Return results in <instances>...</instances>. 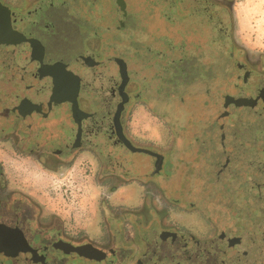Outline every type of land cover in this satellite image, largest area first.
<instances>
[{
    "label": "flooded vegetation",
    "instance_id": "flooded-vegetation-1",
    "mask_svg": "<svg viewBox=\"0 0 264 264\" xmlns=\"http://www.w3.org/2000/svg\"><path fill=\"white\" fill-rule=\"evenodd\" d=\"M102 8L101 0H0V152H12L53 173L88 154L96 163L92 178L104 194L98 233L93 238L72 233L22 189L11 186L0 157V236L14 249L19 247L18 252L0 250L1 258L14 264H264L263 57L252 58L235 42L229 43L224 72L234 82L232 93L223 96L219 116L230 112L231 123L238 124L233 135L228 133L235 137L234 144L221 140L222 156L209 157L199 149V129L218 117L209 104L189 110L178 88L179 69L160 91L166 96L174 91L178 97L166 102L167 139L163 153H156L161 156L158 172L148 176L154 165L141 173L122 171L111 164L116 153L101 115L108 99L118 102V73L119 82L121 78L115 59L123 60L115 52L123 38L108 34L128 32L133 23L127 8L116 9L111 23L120 19L121 26L103 27L106 23L94 17ZM134 60L140 61L136 56ZM125 65L128 100L120 124L132 99ZM141 69L148 80L149 68ZM56 80H75L69 90L70 96L77 92L79 115L64 100L50 101ZM233 99L248 102L235 104ZM133 102L151 110L143 100ZM248 109L255 110L250 125L243 123ZM127 176L144 198L133 210L118 207L114 212L106 195L126 184ZM22 241L33 254L21 250ZM59 241L71 245L72 255L51 250Z\"/></svg>",
    "mask_w": 264,
    "mask_h": 264
},
{
    "label": "rangeland",
    "instance_id": "rangeland-1",
    "mask_svg": "<svg viewBox=\"0 0 264 264\" xmlns=\"http://www.w3.org/2000/svg\"><path fill=\"white\" fill-rule=\"evenodd\" d=\"M101 1V13L94 17L98 22L110 23L117 12L115 0ZM124 3L133 28L128 32L111 31L108 34L110 38H123L115 52L123 58L121 60L127 64L131 76L128 94L132 99L121 117L124 136L133 147L163 153L168 129L163 120L166 102L178 96L174 91L169 96L160 91L167 78L179 75L181 70L178 88L183 91L189 110H203L209 104L215 107L214 117H218L217 122H207L199 129V149L206 151L209 157L222 156V149H219L221 140L225 145L234 144L235 137L228 133L233 135L238 124L231 123L234 114L230 112L223 118L219 116L223 96L232 93L234 82L224 72L225 65L229 63L223 59L224 54L229 43L235 42L252 58L262 56L264 60V0H124ZM133 41L138 43V47L132 44ZM110 53L114 52L110 50ZM134 56L141 62L136 64ZM140 66L149 68L148 80L143 79L142 73L146 74V71H141ZM113 67L108 69L109 73L114 72ZM117 83L118 102L108 99L101 115V123L108 128L116 153L111 164H118L120 170L130 173L149 171L153 165L154 170L155 161L150 154L130 151L115 134L112 119L121 101L119 73ZM169 83L172 87L173 82ZM137 100H143L154 111L133 102ZM254 112L248 109L243 113L247 119L243 123L251 122ZM5 153L0 152V157L4 159V170L11 186L22 189L44 212L57 216L70 232L84 233L90 238L98 233L104 205L100 204V198L104 194L92 178L91 171L96 166L92 156L82 154L67 169L53 173L12 152ZM125 179L128 181L126 184L106 195L109 208L114 212L119 208L133 210L144 198L141 188L131 182V177ZM105 217L110 219L109 215ZM0 264L14 262L0 256Z\"/></svg>",
    "mask_w": 264,
    "mask_h": 264
},
{
    "label": "water",
    "instance_id": "water-1",
    "mask_svg": "<svg viewBox=\"0 0 264 264\" xmlns=\"http://www.w3.org/2000/svg\"><path fill=\"white\" fill-rule=\"evenodd\" d=\"M115 4H116V9L118 11L124 10L125 9V3L124 0H115ZM120 18V16H118ZM120 19L118 20V22L116 24L113 23H106L103 25V27H107V28H118L121 26ZM119 23V24H118ZM116 64L119 66V72H120V78H121V83L119 86V95L121 98V101L119 102V104L117 105V109L113 115V126H114V130H115V134L117 136V138L120 140V142L126 147L128 148L130 151L132 152H145L147 154H150L151 156H155L156 157V162H155V169L153 170V172L151 174L157 173L159 168H160V162H161V156L144 150V149H140V148H136L133 147V145L130 143V141H128V139L124 136L123 134V130H122V126L120 124V120H119V115L120 112L122 110L123 105L127 102L128 97L127 95L124 93V87L126 86L127 82H128V75L126 72V65L125 63L121 60V59H115ZM66 75V74H65ZM73 77V76H72ZM76 80V78H75ZM71 81V82H75ZM71 82H67V81H61V80H56L53 81V96L52 99L50 101H60L62 102L63 100L66 102L67 107L73 112L74 115H79V112L77 110V107L74 103V95H76L77 92L72 93L70 96V88H71V84L75 83H71ZM71 83V84H70ZM73 91V90H72ZM75 91V89H74ZM233 102L235 104H240V103H247L248 100L246 99H233ZM0 250L2 252H7L9 253V251H16L18 252L19 247L17 249H14V247H12L10 245V243H8L5 239H3V235L0 236ZM21 246L23 249L21 250H26L28 252H34L27 243H25L24 241H22ZM51 250H53L54 253H58V254H62V255H72V247L70 244L64 243V242H57L55 244H53L51 246ZM14 251V252H15ZM33 254V253H32ZM11 255V254H10ZM19 258V257H18ZM33 258V257H32ZM27 259H29V256H27ZM34 259V258H33ZM27 262L29 260H26Z\"/></svg>",
    "mask_w": 264,
    "mask_h": 264
},
{
    "label": "trees",
    "instance_id": "trees-1",
    "mask_svg": "<svg viewBox=\"0 0 264 264\" xmlns=\"http://www.w3.org/2000/svg\"><path fill=\"white\" fill-rule=\"evenodd\" d=\"M223 59L226 60V61L229 60L228 57H227V53L224 54V58H223ZM226 67H228L227 64L225 65V68H226ZM225 68H224V70H225ZM218 73H219V72H218ZM220 73H221V72H220ZM207 79H208V78H207ZM210 79H211V78H209L208 80H210ZM204 94H206V93H204Z\"/></svg>",
    "mask_w": 264,
    "mask_h": 264
}]
</instances>
